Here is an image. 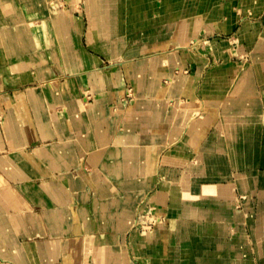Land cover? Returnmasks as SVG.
<instances>
[{
    "label": "crops",
    "instance_id": "obj_1",
    "mask_svg": "<svg viewBox=\"0 0 264 264\" xmlns=\"http://www.w3.org/2000/svg\"><path fill=\"white\" fill-rule=\"evenodd\" d=\"M0 264H264V0H0Z\"/></svg>",
    "mask_w": 264,
    "mask_h": 264
},
{
    "label": "rangeland",
    "instance_id": "obj_2",
    "mask_svg": "<svg viewBox=\"0 0 264 264\" xmlns=\"http://www.w3.org/2000/svg\"><path fill=\"white\" fill-rule=\"evenodd\" d=\"M142 216H143V215H142ZM145 218H146V217H145ZM149 222H151V221H149L148 219H147V220L145 219L144 225L142 226V225L140 224V228H141L144 232H148V231L151 230V229L148 227ZM154 223L159 224L156 220H155Z\"/></svg>",
    "mask_w": 264,
    "mask_h": 264
},
{
    "label": "built area",
    "instance_id": "obj_3",
    "mask_svg": "<svg viewBox=\"0 0 264 264\" xmlns=\"http://www.w3.org/2000/svg\"><path fill=\"white\" fill-rule=\"evenodd\" d=\"M128 92H129V93L126 94V97H127V98H130V97H131L130 91H128ZM148 227H149V225H148ZM149 228H150V227H149Z\"/></svg>",
    "mask_w": 264,
    "mask_h": 264
},
{
    "label": "bare ground",
    "instance_id": "obj_4",
    "mask_svg": "<svg viewBox=\"0 0 264 264\" xmlns=\"http://www.w3.org/2000/svg\"><path fill=\"white\" fill-rule=\"evenodd\" d=\"M88 98V97H87Z\"/></svg>",
    "mask_w": 264,
    "mask_h": 264
}]
</instances>
